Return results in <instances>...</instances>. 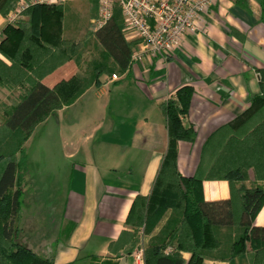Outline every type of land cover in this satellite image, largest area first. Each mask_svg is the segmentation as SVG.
<instances>
[{"label":"crops","instance_id":"0c3cea01","mask_svg":"<svg viewBox=\"0 0 264 264\" xmlns=\"http://www.w3.org/2000/svg\"><path fill=\"white\" fill-rule=\"evenodd\" d=\"M246 1L247 8L237 0L217 1L198 19V30L189 33L174 53L133 63L117 80L102 76L100 87L90 88L55 115L59 122L62 111L81 105L86 112L81 122L88 123L89 129L73 130L74 116L65 118L72 129L62 138L63 156L49 170V185L56 188L55 193L39 199L40 203L49 201L51 210L39 212L32 221L33 229L20 234L23 244L54 264H145L144 257L140 261L136 254L143 251L144 256V249L165 226L171 211L150 233L138 231L130 254L132 242L124 233H133L127 221L134 203L139 196L151 194L168 149L161 106L181 87L194 88L183 124L194 128L196 138L178 144V169L191 177L208 137L240 117L251 100L262 95L264 14L260 0ZM64 6L82 25L98 18L97 0H71ZM10 13H0V41L10 24ZM68 31L63 36L75 40L67 37ZM72 34L78 31L72 30ZM93 57L98 56L87 51L80 65L88 67ZM78 67L70 62L44 82L51 86L76 74ZM203 192L209 202L230 198L229 183L224 180L205 181ZM255 224L264 227V206ZM222 234L231 236L232 230L223 228ZM190 257L184 254L186 261ZM203 264H250V260L241 255L230 261L208 258Z\"/></svg>","mask_w":264,"mask_h":264},{"label":"trees","instance_id":"16d2710c","mask_svg":"<svg viewBox=\"0 0 264 264\" xmlns=\"http://www.w3.org/2000/svg\"><path fill=\"white\" fill-rule=\"evenodd\" d=\"M19 1L0 0V13L7 16ZM260 1L264 14V0ZM237 2L248 6L246 0ZM24 16L5 27L0 41V89L22 92L3 104L0 114V264H54L14 238L27 165L23 146L40 124L72 106L90 88L100 87L102 76L127 73L138 42L127 39L119 6L107 24L77 42L63 36L64 4H37ZM84 51L98 56L84 75L72 74L51 86L44 82L70 62L80 66ZM261 87L262 95L254 97L240 117L208 137L191 177L178 169V144L196 138L194 128L183 124L194 88L181 87L161 106L168 149L151 194L136 199L128 218L133 233H124L132 242L127 253L135 248L140 229L150 233L171 211L144 249L145 264H203L208 258L230 261L241 255H248L250 264H264V227L255 224L264 206V75ZM208 180L227 181L230 198L206 201L203 183ZM223 228H230L231 236L222 234ZM185 253L191 255L189 261Z\"/></svg>","mask_w":264,"mask_h":264},{"label":"built area","instance_id":"2783aa9c","mask_svg":"<svg viewBox=\"0 0 264 264\" xmlns=\"http://www.w3.org/2000/svg\"><path fill=\"white\" fill-rule=\"evenodd\" d=\"M71 0H21L9 17L16 23L24 13L37 4L63 5ZM219 0H98L99 14L93 22L95 29L107 24L119 6L124 31L129 41L138 42L133 50V63L166 57L179 49L186 36L198 30L197 21ZM112 79L117 80V75ZM143 251L136 258L143 260Z\"/></svg>","mask_w":264,"mask_h":264},{"label":"rangeland","instance_id":"374dc122","mask_svg":"<svg viewBox=\"0 0 264 264\" xmlns=\"http://www.w3.org/2000/svg\"><path fill=\"white\" fill-rule=\"evenodd\" d=\"M70 10L67 8L65 27L68 28V38H74V41H82L88 32H93L95 24L82 25L78 17H71ZM77 30L78 34L71 35V31ZM84 49V48H83ZM85 50V49H84ZM82 51V50H81ZM87 51L83 53L86 54ZM82 53V54H83ZM88 56V55H87ZM87 70V65H80L78 67L77 74L84 75ZM21 91H0V114L3 104H9L12 100L18 99L21 95ZM81 105L75 108H66L59 114L58 118L52 116L45 123L40 124L32 136L26 141L23 146V150L26 156V171L23 172V184H22V208L20 218L16 223L15 241L22 244V237L20 234L26 230H32L34 224L33 219L39 215V212L44 210L45 214L49 213L51 208H48L51 204L49 201L39 202L41 196L43 198L48 197L50 194L55 193V187H50L49 182V170L53 168L57 161L63 156L64 142L62 138L70 132L71 124L65 118L74 116L73 130L89 129V124L81 122L84 116ZM70 116V117H69ZM64 117V118H63ZM73 118V117H72ZM53 172V171H52ZM250 185V183H247ZM58 190V188H57ZM62 191V189H61ZM48 199V198H47ZM41 205V206H40ZM29 235V233H28ZM27 247V246H26Z\"/></svg>","mask_w":264,"mask_h":264}]
</instances>
